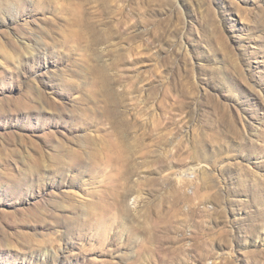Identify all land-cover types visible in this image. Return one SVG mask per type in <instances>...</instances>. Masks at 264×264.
Returning <instances> with one entry per match:
<instances>
[{"label": "rangeland", "instance_id": "1", "mask_svg": "<svg viewBox=\"0 0 264 264\" xmlns=\"http://www.w3.org/2000/svg\"><path fill=\"white\" fill-rule=\"evenodd\" d=\"M263 129L264 0H0V264H264Z\"/></svg>", "mask_w": 264, "mask_h": 264}, {"label": "bare ground", "instance_id": "2", "mask_svg": "<svg viewBox=\"0 0 264 264\" xmlns=\"http://www.w3.org/2000/svg\"><path fill=\"white\" fill-rule=\"evenodd\" d=\"M242 71V70H241ZM264 130V129H263ZM263 134V133H262ZM246 135V134H245ZM261 145V144H260ZM261 148V147H260ZM260 151V150H259ZM261 151H263V150H261ZM259 153V152H258ZM264 153V152H263ZM248 171V170H247ZM206 172H208L207 170H206ZM208 174V173H207ZM259 176V175H258ZM260 178H261V176H259ZM261 179H263V178H261ZM259 180V179H258ZM259 183V182H258ZM257 183V184H258ZM263 184H264V182H262ZM259 185V184H258ZM262 187H263V185L262 184H260ZM257 188H260V187H257ZM264 191V190H263ZM261 196V195H260ZM263 198H264V196H263ZM259 200V199H258ZM260 201H261V199H260ZM262 203V202H261ZM152 259V258H151Z\"/></svg>", "mask_w": 264, "mask_h": 264}]
</instances>
